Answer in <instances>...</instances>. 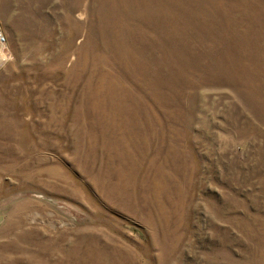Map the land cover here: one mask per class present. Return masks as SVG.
<instances>
[{"label":"rangeland","instance_id":"rangeland-1","mask_svg":"<svg viewBox=\"0 0 264 264\" xmlns=\"http://www.w3.org/2000/svg\"><path fill=\"white\" fill-rule=\"evenodd\" d=\"M0 264H264V0H0Z\"/></svg>","mask_w":264,"mask_h":264},{"label":"built area","instance_id":"built-area-1","mask_svg":"<svg viewBox=\"0 0 264 264\" xmlns=\"http://www.w3.org/2000/svg\"><path fill=\"white\" fill-rule=\"evenodd\" d=\"M8 57L7 43L0 29V61L5 62Z\"/></svg>","mask_w":264,"mask_h":264}]
</instances>
